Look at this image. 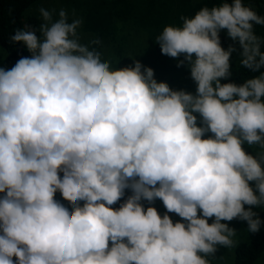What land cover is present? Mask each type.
<instances>
[{
    "label": "clouds",
    "instance_id": "obj_1",
    "mask_svg": "<svg viewBox=\"0 0 264 264\" xmlns=\"http://www.w3.org/2000/svg\"><path fill=\"white\" fill-rule=\"evenodd\" d=\"M37 11L38 27L9 37L30 56L0 67V264H211L238 245L227 222L260 231L264 15L254 0H212L156 36L194 93L139 60L113 67L65 9ZM233 57L249 73L240 82Z\"/></svg>",
    "mask_w": 264,
    "mask_h": 264
},
{
    "label": "rangeland",
    "instance_id": "obj_2",
    "mask_svg": "<svg viewBox=\"0 0 264 264\" xmlns=\"http://www.w3.org/2000/svg\"><path fill=\"white\" fill-rule=\"evenodd\" d=\"M198 0H36L23 12L36 16L40 21L37 9L44 7L55 8L57 13L65 9L69 22L74 18L82 20L78 30L81 42L87 44L90 40L99 38L100 45H96L102 53V59L110 60L113 67L123 68L133 65L139 60L144 66L154 70L158 82H166L172 89H184L195 92L196 85L190 78L187 67H177L176 61L161 54L160 47L155 43L166 25H180L179 20L183 13ZM254 6L264 10V0H254ZM257 33L264 36V27L256 26ZM236 63L235 59H232ZM0 67L7 69L4 61V52L0 47ZM246 151L252 153L253 149L244 145ZM2 195V194H1ZM56 199L63 201L59 193ZM163 214L165 211L161 201L154 204ZM173 215V214H170ZM174 219L178 217L173 216ZM211 223V221H209ZM230 227L237 230L238 244L247 241V223L233 220ZM263 226L261 225L262 229ZM232 249L219 247L211 264H229L232 259ZM15 261V257L13 258ZM250 264H264V250Z\"/></svg>",
    "mask_w": 264,
    "mask_h": 264
},
{
    "label": "trees",
    "instance_id": "obj_3",
    "mask_svg": "<svg viewBox=\"0 0 264 264\" xmlns=\"http://www.w3.org/2000/svg\"><path fill=\"white\" fill-rule=\"evenodd\" d=\"M36 0H0V47L4 52V61L7 69L14 66L18 59L22 56H30L25 46L21 43H11L9 37L14 34L16 29L23 28L24 25H32L38 27L41 21L34 15L22 16L24 10ZM207 3L211 7L212 0H198L189 7L186 13L181 16H194V14ZM255 7V6H254ZM259 14L264 15V10L255 7ZM180 16V17H181ZM181 21V19H179ZM182 22V21H181ZM222 45L226 48L231 41L221 33ZM157 46H159L157 44ZM93 47H96L94 45ZM235 59V57H233ZM176 61V60H175ZM177 64V61H176ZM234 79L240 82L241 77L249 75V73L239 68L236 63L232 62ZM130 194V193H127ZM1 195V194H0ZM119 207V203L114 205ZM247 207V206H245ZM258 211L260 219L264 221V209H254ZM258 233H249L247 231V241L244 244H238L232 249V259L229 264H250L264 250V224Z\"/></svg>",
    "mask_w": 264,
    "mask_h": 264
}]
</instances>
